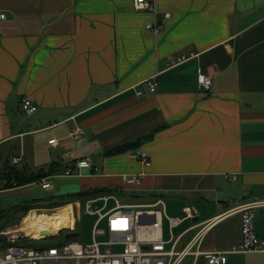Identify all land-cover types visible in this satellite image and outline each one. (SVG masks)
<instances>
[{
	"label": "crops",
	"instance_id": "obj_1",
	"mask_svg": "<svg viewBox=\"0 0 264 264\" xmlns=\"http://www.w3.org/2000/svg\"><path fill=\"white\" fill-rule=\"evenodd\" d=\"M154 2L155 13L136 11L135 0H0V139L18 142L13 164L70 167L43 181L124 187L159 196L166 212L169 200L181 223L168 237L164 213L167 248L194 245L203 254L182 264H205L206 253L242 242L231 212L246 204L261 203L254 225L264 239V0ZM25 99L34 114L23 112ZM162 127L139 148L107 155ZM140 151L150 166L132 157ZM83 160L92 167L79 172ZM124 175L141 184L127 186ZM227 264H264V252L230 254Z\"/></svg>",
	"mask_w": 264,
	"mask_h": 264
},
{
	"label": "built area",
	"instance_id": "obj_2",
	"mask_svg": "<svg viewBox=\"0 0 264 264\" xmlns=\"http://www.w3.org/2000/svg\"><path fill=\"white\" fill-rule=\"evenodd\" d=\"M135 9L136 11L155 13L156 4L154 0H135ZM165 18H170V14H166ZM5 19L6 15L0 13V20ZM146 29L154 34H159L162 26L157 23H149ZM145 84L151 93L156 92L158 87L156 79L148 80ZM211 86V79L204 75L200 76V89L208 91ZM137 94L141 96L143 91H138ZM22 109L26 115H32L37 111V107L28 99L23 100ZM83 133V130H78L74 133V137L79 138ZM2 143L3 141L0 139V145ZM132 157L141 164L150 166V158L146 152L134 153ZM91 167V163L87 160L76 164L79 172L84 168ZM71 174L72 170L66 173L67 176H71ZM142 177L124 175L122 180L127 186L136 187L141 184ZM235 179L236 177L233 176V180ZM41 188L47 190L50 188V184L43 181ZM111 199L116 202V206L104 213L106 205ZM99 200L104 201L106 205L94 212L92 204ZM160 205H163L165 213V205L162 201H158L153 205L130 204L124 202L118 196H103L96 200H89L86 202V212L91 215H99L92 231L93 242L90 244L81 243L77 238H73L67 239L64 244L51 245L48 248L20 245L17 241L31 238V236L22 231L23 224L9 226L0 233V236L8 243L5 249L0 250V264H182L191 255L203 254L200 251L194 252V245H189L179 251L174 247L167 248V244L162 238L164 213L160 210H154ZM260 205L259 202H252L231 212L240 215L242 242L233 245L225 252L206 253L205 264H227L228 255L230 254L264 252V239L257 236L254 225L255 213ZM103 222H106V226L102 225ZM180 223V220L171 219V231ZM62 231L68 233L79 232L73 229H63L57 232L56 236H60ZM107 234L110 236L109 241H98L99 237H104ZM113 246H121L122 251L113 252Z\"/></svg>",
	"mask_w": 264,
	"mask_h": 264
},
{
	"label": "trees",
	"instance_id": "obj_3",
	"mask_svg": "<svg viewBox=\"0 0 264 264\" xmlns=\"http://www.w3.org/2000/svg\"><path fill=\"white\" fill-rule=\"evenodd\" d=\"M162 129H164V127L159 128L149 135L139 138L136 142L109 151L107 155H119L129 151L132 147L137 149L146 141L152 140L158 133V131H161ZM2 145L3 144L0 145V232L11 225L17 224L24 216L29 213V211L38 206H46L47 208L51 209L74 204L75 202H79L81 203V205H83L89 200H96L103 196H118L130 203L134 202L133 200L135 198H141L142 194H137L135 191H126L127 189L124 187H115L81 191L57 198L33 199L31 201H27L22 204L10 206L7 208L3 206L2 203L1 195L3 191L40 183L52 176L60 175L70 167L65 166L62 169L58 168L56 170L55 167H52L50 171H32L25 165L19 166V164L12 163L14 158H21L19 154L18 142H12L4 146ZM65 242H67V239ZM17 243L20 245L32 246L35 248H48L51 246L47 244L46 238L19 240L17 241ZM7 246L8 243L6 242V240L0 236V250L5 249Z\"/></svg>",
	"mask_w": 264,
	"mask_h": 264
},
{
	"label": "rangeland",
	"instance_id": "obj_4",
	"mask_svg": "<svg viewBox=\"0 0 264 264\" xmlns=\"http://www.w3.org/2000/svg\"><path fill=\"white\" fill-rule=\"evenodd\" d=\"M48 182L51 184V187L47 190H43L41 188L40 184H34V185H30V186H25L22 188H16V189L3 191L2 195H1L3 206L8 208L10 206H14V205L22 204V203L27 202V201H31L33 199L57 198V197H61V196H67L68 194L78 193V191H83L82 189H84V187H82V184L73 185L72 179H67V178L59 177V178L49 180ZM94 185L95 184H93L91 187H96ZM91 187H89L87 191H90ZM159 199H160L159 196H157L155 198H151V196H145L144 194H142L141 198H135L133 201L135 203H138V204H148V203L155 204L158 202ZM164 201L169 206V209L167 210V212L165 211L167 216H165L164 219H167V220L169 219L168 220V222H169L170 219H172L171 217H175L177 215H180V213L175 212L173 210V208H171L172 206H171L169 200L164 199ZM105 205H106V203L104 201L99 200V201L94 202L92 204V210L94 212H97L99 209H102ZM69 206H71V207H69ZM115 206H116V202L113 199H111L107 203L106 210L104 211V213L113 209ZM68 207L71 209V212H72L71 229L77 230L80 232V233L78 232L80 234V237H78L77 240L81 243H84V244L92 243L93 242L92 231H93V228H94L96 221L99 218V215H97V214L91 215V214L87 213L86 212V202L83 205H81V203H79V202H75L74 204H69V205L60 206V207L51 208V209L47 208L46 206H38V207H35L34 209H32L31 211H29V213L26 216H24L17 224H14V225L20 226L21 224H23V228H24L27 225L28 219L35 214L53 215V214L58 213L59 211L64 210ZM78 207H81V208H79V209H81L80 213H77ZM154 210H160L161 212L164 213L163 205L156 207ZM68 217H69V221H68L67 226L70 225L69 211H68ZM14 225H11V226H14ZM165 230H166V235L168 237H170V231H169L170 230V222H169V229H168V227H166ZM49 232H52V231H49ZM53 233H54V236H50V237L46 238L48 245L58 246L59 244L64 243L66 241V236H67L68 232L64 231L61 233L60 236H56L57 235L56 232H53ZM174 233H175V235L179 234V230L175 229ZM31 238H33V237H31ZM31 238H24L22 240L31 239ZM34 239H40V238L37 237ZM109 240H110L109 234H107L104 237L98 238L99 242H106ZM103 250L104 249L102 248V251ZM120 251H122V247L121 248L120 247L118 248L116 246L113 247V252L117 253Z\"/></svg>",
	"mask_w": 264,
	"mask_h": 264
},
{
	"label": "bare ground",
	"instance_id": "obj_5",
	"mask_svg": "<svg viewBox=\"0 0 264 264\" xmlns=\"http://www.w3.org/2000/svg\"><path fill=\"white\" fill-rule=\"evenodd\" d=\"M69 217L67 210L55 213L53 215L48 214H35L28 219L27 225L22 229L28 236L33 238H42L43 232H58L60 229H71V224L67 226Z\"/></svg>",
	"mask_w": 264,
	"mask_h": 264
},
{
	"label": "water",
	"instance_id": "obj_6",
	"mask_svg": "<svg viewBox=\"0 0 264 264\" xmlns=\"http://www.w3.org/2000/svg\"><path fill=\"white\" fill-rule=\"evenodd\" d=\"M50 236H54V233L53 232H43L42 234V239L44 238H48ZM80 236L79 233H68L67 236H66V239H73V238H78Z\"/></svg>",
	"mask_w": 264,
	"mask_h": 264
}]
</instances>
